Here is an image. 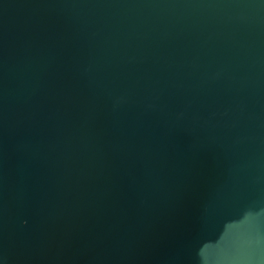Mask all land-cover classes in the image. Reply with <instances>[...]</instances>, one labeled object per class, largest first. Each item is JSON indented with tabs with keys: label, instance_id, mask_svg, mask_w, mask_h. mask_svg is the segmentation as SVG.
I'll list each match as a JSON object with an SVG mask.
<instances>
[{
	"label": "water",
	"instance_id": "water-1",
	"mask_svg": "<svg viewBox=\"0 0 264 264\" xmlns=\"http://www.w3.org/2000/svg\"><path fill=\"white\" fill-rule=\"evenodd\" d=\"M0 264H264V0H0Z\"/></svg>",
	"mask_w": 264,
	"mask_h": 264
}]
</instances>
